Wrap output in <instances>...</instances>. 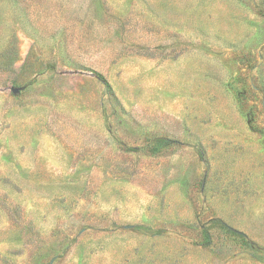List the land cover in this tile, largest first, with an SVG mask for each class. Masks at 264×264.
<instances>
[{
  "label": "rangeland",
  "instance_id": "1",
  "mask_svg": "<svg viewBox=\"0 0 264 264\" xmlns=\"http://www.w3.org/2000/svg\"><path fill=\"white\" fill-rule=\"evenodd\" d=\"M0 264H264V0H0Z\"/></svg>",
  "mask_w": 264,
  "mask_h": 264
},
{
  "label": "trees",
  "instance_id": "2",
  "mask_svg": "<svg viewBox=\"0 0 264 264\" xmlns=\"http://www.w3.org/2000/svg\"><path fill=\"white\" fill-rule=\"evenodd\" d=\"M218 222H219V224H220L222 227H224V228L227 229L228 231H232V232H237V233H238L237 230L233 229L230 225L226 224L223 220H219Z\"/></svg>",
  "mask_w": 264,
  "mask_h": 264
},
{
  "label": "water",
  "instance_id": "3",
  "mask_svg": "<svg viewBox=\"0 0 264 264\" xmlns=\"http://www.w3.org/2000/svg\"><path fill=\"white\" fill-rule=\"evenodd\" d=\"M13 92L18 93V92H19V88L14 87V88H13Z\"/></svg>",
  "mask_w": 264,
  "mask_h": 264
}]
</instances>
